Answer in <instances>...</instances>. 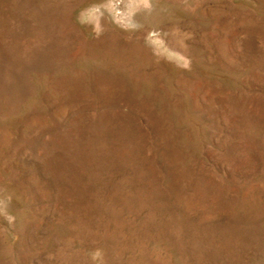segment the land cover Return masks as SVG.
Instances as JSON below:
<instances>
[{"label": "rangeland", "instance_id": "374dc122", "mask_svg": "<svg viewBox=\"0 0 264 264\" xmlns=\"http://www.w3.org/2000/svg\"><path fill=\"white\" fill-rule=\"evenodd\" d=\"M0 264H264V0H0Z\"/></svg>", "mask_w": 264, "mask_h": 264}]
</instances>
